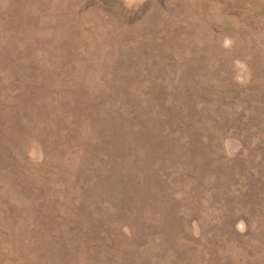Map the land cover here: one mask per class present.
I'll use <instances>...</instances> for the list:
<instances>
[{
    "label": "rangeland",
    "instance_id": "rangeland-1",
    "mask_svg": "<svg viewBox=\"0 0 264 264\" xmlns=\"http://www.w3.org/2000/svg\"><path fill=\"white\" fill-rule=\"evenodd\" d=\"M0 264H264V0H0Z\"/></svg>",
    "mask_w": 264,
    "mask_h": 264
}]
</instances>
